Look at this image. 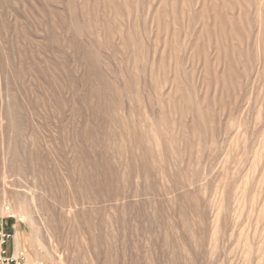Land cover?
Instances as JSON below:
<instances>
[{"label":"rangeland","instance_id":"rangeland-1","mask_svg":"<svg viewBox=\"0 0 264 264\" xmlns=\"http://www.w3.org/2000/svg\"><path fill=\"white\" fill-rule=\"evenodd\" d=\"M0 193L31 263L264 264V0H0Z\"/></svg>","mask_w":264,"mask_h":264},{"label":"built area","instance_id":"built-area-1","mask_svg":"<svg viewBox=\"0 0 264 264\" xmlns=\"http://www.w3.org/2000/svg\"><path fill=\"white\" fill-rule=\"evenodd\" d=\"M8 217H0V264H35L29 261L24 248L15 245L13 232L6 221Z\"/></svg>","mask_w":264,"mask_h":264},{"label":"bare ground","instance_id":"bare-ground-1","mask_svg":"<svg viewBox=\"0 0 264 264\" xmlns=\"http://www.w3.org/2000/svg\"><path fill=\"white\" fill-rule=\"evenodd\" d=\"M227 5V4H226ZM210 6H212V5H210ZM198 15V14H197ZM137 37V36H136ZM135 37V38H136ZM162 118V117H161ZM163 120V119H162ZM164 122V121H163ZM165 122H166V120H165ZM135 135V134H134ZM138 142H140V141H138ZM19 147V146H18ZM20 149V148H19ZM127 149V148H126ZM28 155V154H27ZM18 159H19V157H18V149H16L15 148V150H14V153H13V158H12V161H13V163L12 164H14V162H18ZM23 159V158H22ZM26 163V162H25ZM40 164V163H39ZM38 164V165H39ZM84 166V165H83ZM111 167V166H110ZM26 168V167H25ZM43 168V167H42ZM28 169H29V167H28ZM39 169V168H38ZM109 169V168H108ZM40 172V171H39ZM111 173V172H110ZM109 173V174H110ZM112 174V173H111ZM111 180V179H110ZM112 181H113V179H112ZM110 184L106 187V191L107 192H111V195L113 194V193H115L116 191H115V186L113 185V183H111V181L109 182ZM92 187H88V190H92V191H95L96 190V185H91ZM8 187V186H7ZM119 190H120V188H121V186H116ZM12 189V188H11ZM117 193V192H116ZM1 194V193H0ZM19 197V196H18ZM17 199H19V198H17ZM18 202H20V199L18 200ZM20 205V204H19ZM4 207H3V209H2V214H4V215H9V216H11L10 214H12L13 216H18L21 220L23 219V216L20 214V213H15V211L12 209V207H11V205L10 204H8V203H5L4 205H3ZM17 210H18V208H17ZM22 210V209H21Z\"/></svg>","mask_w":264,"mask_h":264}]
</instances>
